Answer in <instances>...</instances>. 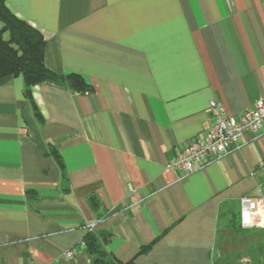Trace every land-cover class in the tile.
Listing matches in <instances>:
<instances>
[{
  "label": "crops",
  "instance_id": "crops-1",
  "mask_svg": "<svg viewBox=\"0 0 264 264\" xmlns=\"http://www.w3.org/2000/svg\"><path fill=\"white\" fill-rule=\"evenodd\" d=\"M5 3L43 35L45 67L89 90L36 85L39 119L22 78L0 80V264H93L89 229L122 263L218 264L221 219L258 230L264 131L185 177L169 164L212 100L229 116L264 102V0ZM243 197L256 204L248 228Z\"/></svg>",
  "mask_w": 264,
  "mask_h": 264
},
{
  "label": "trees",
  "instance_id": "trees-1",
  "mask_svg": "<svg viewBox=\"0 0 264 264\" xmlns=\"http://www.w3.org/2000/svg\"><path fill=\"white\" fill-rule=\"evenodd\" d=\"M44 46L45 40L41 32L18 18L7 7L5 0H0V80L20 76L23 80L24 96L39 119L41 116L32 98V89L36 85L55 81L65 83L77 93L89 90L79 75H58L47 69L43 61ZM53 155L59 167H62L59 156L54 152ZM90 202L96 209L97 202L94 199ZM235 231L242 232L240 229ZM109 239L110 234L90 229L83 237L82 244L93 256V264H136L132 260L125 263L116 260L107 251ZM144 250L145 248L141 249ZM256 264H264V257L262 260H257Z\"/></svg>",
  "mask_w": 264,
  "mask_h": 264
},
{
  "label": "built area",
  "instance_id": "built-area-1",
  "mask_svg": "<svg viewBox=\"0 0 264 264\" xmlns=\"http://www.w3.org/2000/svg\"><path fill=\"white\" fill-rule=\"evenodd\" d=\"M210 120L200 134L182 146L169 168L182 177L191 174L196 167L218 159L236 146L245 134L255 135L264 131V102L258 101L252 110L229 116L220 102L209 103ZM264 170V163L262 164ZM256 204L253 199L239 200V214L242 227H252L256 222ZM70 255V254H67Z\"/></svg>",
  "mask_w": 264,
  "mask_h": 264
},
{
  "label": "rangeland",
  "instance_id": "rangeland-1",
  "mask_svg": "<svg viewBox=\"0 0 264 264\" xmlns=\"http://www.w3.org/2000/svg\"><path fill=\"white\" fill-rule=\"evenodd\" d=\"M258 225L259 228L255 233L239 235L235 230L227 227L225 221L221 219L219 238L211 252L213 261L218 264H256L257 260H262L264 257V223L260 220ZM225 236H227V244L223 241ZM228 258H231L230 263L227 261Z\"/></svg>",
  "mask_w": 264,
  "mask_h": 264
}]
</instances>
